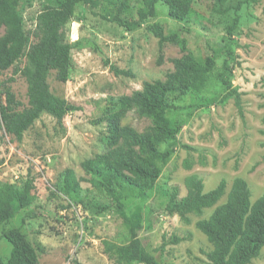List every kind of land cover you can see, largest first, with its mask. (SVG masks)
<instances>
[{
  "label": "rangeland",
  "instance_id": "obj_1",
  "mask_svg": "<svg viewBox=\"0 0 264 264\" xmlns=\"http://www.w3.org/2000/svg\"><path fill=\"white\" fill-rule=\"evenodd\" d=\"M140 2L129 0L124 15L136 18ZM214 2L194 0L181 20L169 16L165 4L158 2L157 16L130 31L101 17L114 14L116 3L96 0L95 4L76 5L64 28L72 44L68 79L60 82L51 71L47 80L55 96L77 109L68 111L61 123L42 113L21 141L0 130V181L20 184L29 173L35 194L33 202L4 228L16 227L23 233L37 250L36 264H124L108 257L103 245L105 240L126 244L130 238L115 210L116 199L90 182L81 162L106 149L102 140L105 124L97 119L113 109L120 96L141 89L144 81L163 79L173 69L171 59L184 54L177 45L167 43L163 61L157 62V38L148 28L154 21L165 32L183 37L198 65L211 54L215 65L205 77L194 76L196 91L182 96L170 113L172 125L180 126L177 146L157 184L142 197L130 188L117 191L116 187L126 211L139 215L141 244L159 264H212L206 256L212 244L196 228V220L207 218L215 206L225 202L236 176L247 181L252 201L264 192V0H225L217 6ZM39 9L35 1L25 11L26 29L33 26ZM16 65L31 68L27 57ZM110 65L132 74L117 75ZM12 74L10 67L0 80ZM221 74L228 86L221 83ZM14 77L12 90L21 106H27L26 78L20 73ZM150 123L135 110L127 111L121 121L137 131ZM68 168L81 179L80 189L72 195L61 190V174ZM193 173L202 179L205 192L224 178L225 194L200 215L166 214L163 192L175 187L178 196H184V179ZM2 229L0 255L6 261L11 245ZM173 235L181 238L179 242H169ZM248 264H264V246Z\"/></svg>",
  "mask_w": 264,
  "mask_h": 264
},
{
  "label": "trees",
  "instance_id": "obj_2",
  "mask_svg": "<svg viewBox=\"0 0 264 264\" xmlns=\"http://www.w3.org/2000/svg\"><path fill=\"white\" fill-rule=\"evenodd\" d=\"M35 1L39 2L40 9L33 18V26L26 29L24 13ZM140 1L134 19L124 15L129 9V0H109L117 4L116 12L101 14V17L130 31L146 19L157 16L158 2L165 4L169 16L181 20L189 14L194 0ZM215 1L222 4L225 0ZM95 3L96 0H0V75L13 67V74L0 80V130L21 141L24 132L42 113H48L61 123L68 111L77 109L51 92L47 77L54 71L56 80L64 82L68 79L72 44L67 40L64 28L73 17L76 5ZM212 9L219 10L216 7ZM148 28L157 38L158 63L163 61V48L167 43L177 45L184 54L171 59L173 69L163 79L144 81L141 89L120 96L115 107L107 109L97 119V122L105 124L102 140L106 149L81 162L83 171L90 176V182L116 199L115 210L128 229L130 238L126 244L105 240L103 245L108 257L124 264L159 263L144 248L137 235L142 226L139 215L126 211V203L121 200L120 192L115 190L130 188L135 195L142 197L157 184L177 146L180 126L172 125L170 113L182 96L196 91L194 76L200 73L205 77L215 65L212 54L206 55L203 63L198 65L185 39L175 32H165L160 22L154 21ZM22 57H27L31 68L17 67ZM224 66H227L226 62ZM110 69L117 75L132 74L114 65H110ZM17 73L24 75L27 81V106H21L11 87ZM220 81L225 86L229 84L222 74ZM129 110L147 117L150 125L137 131L121 124ZM80 181L72 169H65L61 174V190L67 195L76 194ZM184 184L187 189L184 196H178L175 187L163 192L166 214L185 217L192 212L200 215L204 208L213 206L226 190V181L221 178L213 189L205 192L202 179L194 173L185 177ZM33 190V177L29 173L20 184L0 181V227L3 228V237L11 245L6 261L0 255V264L38 262L36 248L23 233L16 227L4 228L19 210L33 202ZM195 226L212 244L213 248L206 252L212 264H248L264 246V192L252 201L247 181L236 176L225 202L215 206L207 218L196 220ZM180 239L173 235L169 242L177 243Z\"/></svg>",
  "mask_w": 264,
  "mask_h": 264
}]
</instances>
